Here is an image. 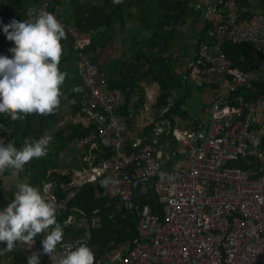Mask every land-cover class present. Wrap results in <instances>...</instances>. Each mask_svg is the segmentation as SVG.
I'll return each instance as SVG.
<instances>
[{
	"label": "built area",
	"instance_id": "2783aa9c",
	"mask_svg": "<svg viewBox=\"0 0 264 264\" xmlns=\"http://www.w3.org/2000/svg\"><path fill=\"white\" fill-rule=\"evenodd\" d=\"M52 1L43 0L34 12H50ZM239 12L234 0L224 8H208L205 18L213 24L209 41L200 45L183 73L187 84L211 93L210 122L195 120L172 130L161 120L153 123L149 141L139 136L133 144L128 121L135 119V112L128 109L123 114L124 92L105 85L88 51L92 34L54 14L71 38L85 92L80 107L89 132L83 142L91 150H110L111 155L93 167L83 183L68 184L63 196L51 180L41 191L47 187L46 199L56 207V216H63L86 183L110 179L112 218H138V236L111 242L96 264H264V14L242 18ZM227 42L247 48L244 69L225 53ZM12 46L8 42L0 54L11 56ZM141 95L137 91L135 104L142 101ZM152 99L149 96V102ZM168 142L178 144L174 155L184 159L185 166L165 168L170 160L164 155ZM155 180L161 215L143 204ZM71 211L77 212L64 222L70 235L57 245L54 256L80 244L89 246L99 223L96 216ZM26 247L22 248L26 264L33 253L39 254L40 264H52L40 241ZM11 252L0 253V264H14Z\"/></svg>",
	"mask_w": 264,
	"mask_h": 264
},
{
	"label": "trees",
	"instance_id": "16d2710c",
	"mask_svg": "<svg viewBox=\"0 0 264 264\" xmlns=\"http://www.w3.org/2000/svg\"><path fill=\"white\" fill-rule=\"evenodd\" d=\"M42 1L0 0V20L5 24L9 23L13 18L26 20L29 8L36 9ZM217 1V6L224 8L228 0H224L223 4H220L222 0ZM234 1L240 9L241 17L247 18L248 13L245 9L250 8L248 0ZM127 3L128 0H98L96 5L89 4L85 7L80 4V0H71L74 11L72 21L66 18L65 14L60 13L63 0H53L50 4V13L60 18L63 17L65 22L77 26L81 32L92 34V43L88 47V51L96 62L95 52L98 49L96 45L98 39H96L95 31L105 26L107 29H111L116 21L123 18ZM132 7L136 9L137 19L143 23L146 31H150L151 36H144L140 41L135 40L133 42L132 61L123 62L122 66L117 70L112 68L111 74L117 78L111 80L109 87L110 89H120L124 92L126 101L121 111L126 114L137 91L141 93L139 87L141 82L148 80L158 83L160 94L154 105L155 109L160 111V113L166 111L163 118L170 121L171 128H174L176 126L174 117H179L182 120L190 118L189 113L184 111L182 107L185 106L188 96L190 97L191 88L194 87L184 81L183 73L188 69L194 57L183 72H178L177 69H181L183 66H181L178 56L172 54L173 47L175 41H177L178 30L188 24H191L192 27L200 26L198 33L193 38L194 45L191 44L194 48V53H196L203 42L209 41L208 30L213 27V24L205 18L208 8L202 6L200 0H136V5L132 4ZM261 9L264 14V0H262ZM241 10H244V12H241ZM189 20H191L190 23L188 22ZM64 30L65 38L61 41L62 55L67 62L77 60L72 48L71 38L67 30L65 28ZM138 34L141 35V29H139ZM8 42L10 41L0 31V51ZM224 51L236 66L245 68V61H243V58H247V48L245 46H236L227 42L224 44ZM185 55L186 58L190 57L187 52ZM62 62H60L59 67L62 66ZM114 65L117 64L115 63ZM60 69L63 71V68L60 67ZM171 97H174V100H171ZM138 104L142 105L143 103L138 102ZM57 115L56 111L47 115L33 113L26 115L23 120H12L10 114H0V137L5 138V143L13 142L17 148H20L26 138L32 140L45 136L54 127ZM75 128L69 136V141L77 138L82 140L88 135V129L81 126L80 128ZM56 137L61 138V134H57ZM100 148L103 157L111 155L110 150L103 147ZM175 149L174 142H171L170 148L165 149V157L166 154L170 156V160L165 165L168 170L174 168L172 165L176 163L178 155H174ZM33 168L34 170L36 169L34 174L36 183L43 184L50 180L55 181L59 185L61 196H63L64 191L60 188V185L71 183L72 179L71 177L63 176L61 172H51L48 175L49 170L54 168L52 159L45 160L43 158L42 161L34 163ZM155 182L156 180L149 186V193L143 198V204L151 206L154 213L161 215V204L154 192ZM70 209L80 210L87 216L98 217L99 223L92 230V241L89 245L94 253V264H96L98 257L107 251L111 242L138 236V218L136 215L112 218L114 204L109 197L108 187L103 186L101 181L86 183L80 189L76 198L70 203ZM71 210L63 216H56V220L61 226H64L69 214L77 212Z\"/></svg>",
	"mask_w": 264,
	"mask_h": 264
},
{
	"label": "clouds",
	"instance_id": "9594fccd",
	"mask_svg": "<svg viewBox=\"0 0 264 264\" xmlns=\"http://www.w3.org/2000/svg\"><path fill=\"white\" fill-rule=\"evenodd\" d=\"M29 19L13 18L0 31L12 42L11 56L0 54V114H10L12 120L26 115H47L60 105L61 85L67 73L59 65L63 54L61 41L65 38L63 25L53 13L32 8ZM50 137L24 140L17 148L13 142L0 140V172L6 169L23 171L33 158L46 156ZM110 179L101 184L107 187ZM43 191L30 183H19L6 207L0 209V253L11 252L17 244L31 248L36 237L44 234L42 252L49 254L52 264H94V253L87 244H80L64 254L54 256L63 241V228L56 220V207L46 199ZM27 264H40V256L33 253Z\"/></svg>",
	"mask_w": 264,
	"mask_h": 264
},
{
	"label": "crops",
	"instance_id": "0c3cea01",
	"mask_svg": "<svg viewBox=\"0 0 264 264\" xmlns=\"http://www.w3.org/2000/svg\"><path fill=\"white\" fill-rule=\"evenodd\" d=\"M97 3L98 0H80V4L85 7L89 4L96 5ZM200 3L202 6L209 8L217 5L218 1L200 0ZM248 3L250 4V8L245 9L248 15L262 11V0H248ZM132 4L136 5V0H128L127 7H125V13H123V18L121 19L122 21L120 19L116 21L111 29H107L105 26L95 31L96 39H98L96 44L98 49H96L95 52V59L100 67L101 73L103 74L105 85L108 88H110L109 83L111 80L117 78L111 74L112 68L117 70L122 66L123 62L132 61L133 42L135 40L140 41L144 36H151L150 31H146L143 27V23L137 19V15L135 14L136 9L132 7ZM73 12L71 0H63V6L60 8V13L63 15L65 14V17L67 16L66 18L73 21ZM61 18L64 19L63 17ZM27 19H29V15L26 20ZM188 22L190 23L191 20ZM139 29H141V35L138 34ZM199 29L200 26L198 25L196 31L192 32V39L195 38ZM179 33L180 32H178L177 36ZM194 54L193 51L192 55L189 58H186L184 52L187 61L184 63L183 68L177 69L178 72H183L187 68L190 60L194 57ZM76 61L77 60L75 59L74 61L67 62L63 55L61 57L60 62H62V66L60 67L67 73V76L61 85L60 105L55 110L58 114L57 119L55 120V125L45 134V136L50 137V144L46 156L39 159L33 158L24 166L23 171L16 172L15 174L12 169H6L5 171L0 172V207L7 206V204L14 199V197H12L13 193L17 190V185L21 182L30 183L41 190L42 183H36L34 181L36 169L34 170L33 164L42 161L43 158L45 160L52 159L54 161V168L49 170L48 175H50L51 172H61L63 176L71 177V183L68 184L83 183V179L89 177L88 173L91 172V169L96 167L104 158L101 154L100 147L91 150L84 144L83 139L80 140L77 138L73 141H69V136L73 133L74 129H76L75 127L80 128L81 126L82 128L88 129L87 121L85 120V116L80 107V104L85 97V92L77 70ZM115 63L117 65H114ZM139 87L142 94L141 96L143 97L141 101L143 104L139 105L138 103L135 104L131 101L128 108L133 109L135 112V119L128 121L129 144H133V140L139 136H144L145 140L149 141L152 136V126L155 123H160L161 120L168 121L163 118V116L161 117L162 113L155 109L154 106L157 101L156 99L160 94L159 84L145 80L139 84ZM198 91L210 99V101L208 100V107L202 111L201 98L199 94H196V100L195 102L193 101L191 107L188 108L186 105L182 107L184 111L189 113L190 118L188 120H182L179 117H174L176 127H187L195 120L202 121L206 124L210 122L211 93L207 90ZM149 96H153V99L150 100V102L148 100ZM150 109L151 112L149 113ZM168 122L171 126V122ZM59 133L61 134V138L56 137ZM0 140L5 142L4 137H0ZM167 141L168 140L163 139V142ZM168 143L171 144L170 142ZM179 165L180 164L175 163L172 166L175 168ZM102 180L103 179H99L97 182ZM68 184L60 185L61 189L63 190ZM62 228L64 239L65 236L70 235V232L63 225ZM43 235V233L38 235L36 239L40 241L39 239H42ZM23 246L24 245L18 243L17 249L10 254L15 261L14 264H26L25 254L22 251Z\"/></svg>",
	"mask_w": 264,
	"mask_h": 264
},
{
	"label": "rangeland",
	"instance_id": "374dc122",
	"mask_svg": "<svg viewBox=\"0 0 264 264\" xmlns=\"http://www.w3.org/2000/svg\"><path fill=\"white\" fill-rule=\"evenodd\" d=\"M192 20V19H191ZM180 33L177 36V41H175L174 47H173V52L172 54L178 56V58L180 59L181 62V66L184 65V63L187 61L185 56H184V52L188 53L189 56L192 55L194 48L192 47L191 44H193L194 39H192V32L196 31V27H192L191 24H188L186 27L181 28L178 30ZM191 34V35H189ZM194 45V44H193ZM196 94H199L200 98H201V105H202V111L208 107L209 102L210 101L209 98H207L204 94L200 93V91L196 90V88L192 89V92L190 93V97L188 96L187 101H186V106L189 108L192 106L193 101L195 102L196 100ZM151 112V109L149 111V113ZM176 126L174 128H172V130H175ZM178 144L174 143V147L177 148ZM178 161V162H177ZM182 163V164H181ZM185 160L182 159L181 157H178V159L176 160V164H180V165H185ZM104 264H110V263H104Z\"/></svg>",
	"mask_w": 264,
	"mask_h": 264
},
{
	"label": "water",
	"instance_id": "95a60500",
	"mask_svg": "<svg viewBox=\"0 0 264 264\" xmlns=\"http://www.w3.org/2000/svg\"><path fill=\"white\" fill-rule=\"evenodd\" d=\"M171 100H174V97H171Z\"/></svg>",
	"mask_w": 264,
	"mask_h": 264
},
{
	"label": "bare ground",
	"instance_id": "6f19581e",
	"mask_svg": "<svg viewBox=\"0 0 264 264\" xmlns=\"http://www.w3.org/2000/svg\"><path fill=\"white\" fill-rule=\"evenodd\" d=\"M77 182V181H76Z\"/></svg>",
	"mask_w": 264,
	"mask_h": 264
}]
</instances>
